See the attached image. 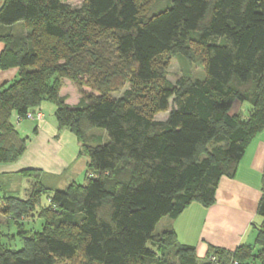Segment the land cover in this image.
I'll return each mask as SVG.
<instances>
[{
	"label": "trees",
	"instance_id": "obj_1",
	"mask_svg": "<svg viewBox=\"0 0 264 264\" xmlns=\"http://www.w3.org/2000/svg\"><path fill=\"white\" fill-rule=\"evenodd\" d=\"M170 1L154 13L139 0H83L80 8L64 0L2 1L0 68L18 75L0 87V162L26 147L12 113L24 118L47 101L87 166L82 183L49 188L40 231L20 236L19 249L0 241V264H57L79 254L85 264H264V190L252 245L210 247L198 263L194 246L179 243L173 229L155 232L163 217L175 218L191 202L211 204L220 178L234 175L246 143L264 128V0ZM17 22L22 35L12 32ZM98 31L112 39L111 72ZM192 44L201 49L204 76L166 80L160 56L192 61ZM117 69L132 84L119 97L111 94L120 89L111 80ZM62 79L79 94L75 106L59 94ZM233 99L249 104L247 119L230 114ZM168 109L165 120L153 118ZM94 128L106 137L89 134ZM22 174L37 180L34 203L0 197V213L11 219L49 190L40 170Z\"/></svg>",
	"mask_w": 264,
	"mask_h": 264
},
{
	"label": "crops",
	"instance_id": "obj_2",
	"mask_svg": "<svg viewBox=\"0 0 264 264\" xmlns=\"http://www.w3.org/2000/svg\"><path fill=\"white\" fill-rule=\"evenodd\" d=\"M2 1L0 0V5ZM11 28L15 34L22 35L26 31L21 22L15 23ZM3 48L4 43L0 40V53ZM17 75L15 67L0 68V87L16 79ZM73 91L75 92V87ZM59 94L66 96V103L70 106H75L79 101V94L76 92L71 102L62 89ZM54 111L55 105L44 101L33 112H40L41 119L17 120L16 113H12L13 124L20 136H29V144L18 158L25 160L20 171L24 168L38 169L40 176H63L61 185L67 186L83 177L87 159H81L80 145L74 133L67 128L58 127ZM8 163L0 162V179L19 171H12L11 168L16 166L9 167ZM21 179L24 181V178ZM24 183L28 186V179ZM263 190L264 128L246 143L234 175L220 178L211 204L204 205L194 201L175 218L163 217L156 225L160 224L161 227L158 233L168 228L173 229L179 243L194 246L198 263L207 259L210 247L233 251L240 245H252L255 242L256 228L262 223L257 205Z\"/></svg>",
	"mask_w": 264,
	"mask_h": 264
},
{
	"label": "rangeland",
	"instance_id": "obj_3",
	"mask_svg": "<svg viewBox=\"0 0 264 264\" xmlns=\"http://www.w3.org/2000/svg\"><path fill=\"white\" fill-rule=\"evenodd\" d=\"M65 3H67L72 8H80L83 6V0H64ZM170 0H139V3L141 7L144 8V11L147 13H154L157 12L165 7H167L170 4ZM99 36L98 38V46H99V53L105 57L108 61L106 62L107 67L109 68L110 72L113 71V67L115 66V54L113 50V43L112 39L110 37V34L108 32H102L97 33ZM192 50H193V56L194 60H188L182 55H162L158 59V63L164 66L165 70V79L174 82L178 77L183 75H189L190 77L195 78H201L204 76L201 58L202 53L199 46H196L195 44H192ZM119 69V68H118ZM118 69L116 70V74L113 75L111 78L112 81L117 82V84L120 85V89L117 91L112 92L111 94L113 96L119 97L123 93L125 89L131 88L132 84L129 83L127 76L119 73ZM68 80V79H66ZM122 82V83H120ZM72 82L64 81L62 79L60 84V89L65 91L67 94L69 101L74 100L75 92L78 93L76 88L75 92L73 91V85ZM141 84H137V86H140ZM86 90H89V88L85 87ZM149 88V87H148ZM60 92V91H59ZM151 92V87H150ZM152 95L149 97L151 98ZM169 107L172 106L171 100L169 101ZM250 106L249 104L242 102L238 99H233L230 103L229 112L230 114H238L241 118L244 120L247 119L249 113H250ZM168 110L163 111H156L154 112L153 118L157 120H165L168 116ZM89 134L96 133V134H104V138L106 137L105 131L102 129L94 128L88 132ZM26 146L29 144V136H26ZM20 157V156H19ZM18 157V158H19ZM16 159L14 161L9 162V167H15L11 168L12 171L19 170L16 173L10 174L8 176H3L0 179V196H15L18 198H32L31 203H34V189L36 187H32V183L37 181L34 178H29L26 175L22 174V171H20V168L23 167L21 164L24 165L25 160L24 159ZM28 158V157H26ZM86 160L87 157L82 155L81 159ZM80 159V160H81ZM83 161V160H81ZM79 161V162H81ZM77 164L75 165V167ZM28 169L24 168L23 170ZM22 170V169H21ZM24 178V181L21 179ZM62 177V178H61ZM26 179H28V186L27 183L25 185L24 182H26ZM75 179V180H74ZM64 177L63 176H52L50 174H44L40 176V181L46 189L50 188L51 190L55 189H64L66 186H62L61 183L63 182ZM74 181H76V178H73ZM84 181V175L81 176L79 180L76 181V183H82ZM49 189V190H50ZM46 191L43 193H40L37 196V203L32 210L24 211L21 213V215L17 217H12L13 219L9 218L8 215H5L4 213H0V241L4 244V246L11 248V249H19L21 247V237L23 235L30 234L32 232L40 231L44 225L45 219L43 216H40L41 211L44 209L46 210L50 206L49 197H51V190ZM6 203V202H4ZM2 203V204H4ZM29 209V208H28ZM19 219V220H18ZM19 222V224H17ZM162 224V223H161ZM161 229L160 224L155 228V232H159ZM202 261V260H200ZM57 264H85L82 256L76 255L71 260H58Z\"/></svg>",
	"mask_w": 264,
	"mask_h": 264
},
{
	"label": "built area",
	"instance_id": "obj_4",
	"mask_svg": "<svg viewBox=\"0 0 264 264\" xmlns=\"http://www.w3.org/2000/svg\"><path fill=\"white\" fill-rule=\"evenodd\" d=\"M32 118L41 119L42 114L40 112H35V113L29 112L24 116V119H32ZM21 119H23V118H21ZM17 120H20V118L17 117ZM233 264H237V263L234 262Z\"/></svg>",
	"mask_w": 264,
	"mask_h": 264
}]
</instances>
